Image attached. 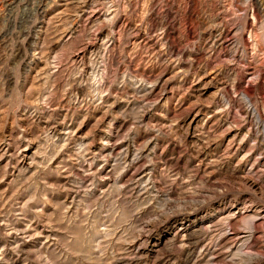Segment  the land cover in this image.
<instances>
[{
  "label": "rangeland",
  "instance_id": "1",
  "mask_svg": "<svg viewBox=\"0 0 264 264\" xmlns=\"http://www.w3.org/2000/svg\"><path fill=\"white\" fill-rule=\"evenodd\" d=\"M0 264H264V0H0Z\"/></svg>",
  "mask_w": 264,
  "mask_h": 264
}]
</instances>
